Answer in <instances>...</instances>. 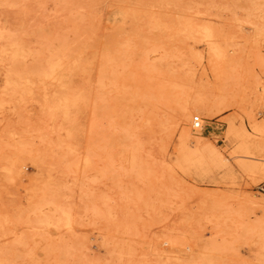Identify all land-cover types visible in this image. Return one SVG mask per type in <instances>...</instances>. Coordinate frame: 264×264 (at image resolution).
<instances>
[{"label":"rangeland","instance_id":"obj_1","mask_svg":"<svg viewBox=\"0 0 264 264\" xmlns=\"http://www.w3.org/2000/svg\"><path fill=\"white\" fill-rule=\"evenodd\" d=\"M263 127L264 0H0V264H264Z\"/></svg>","mask_w":264,"mask_h":264},{"label":"bare ground","instance_id":"obj_2","mask_svg":"<svg viewBox=\"0 0 264 264\" xmlns=\"http://www.w3.org/2000/svg\"><path fill=\"white\" fill-rule=\"evenodd\" d=\"M62 64V63H61ZM58 66V65H57ZM60 68V67H59ZM55 70V69H54ZM61 70V69H60ZM60 70H59V72H60ZM63 70H64V68H63ZM57 71V70H56ZM66 70H64V72H65ZM52 72H54V71H52ZM62 72V71H61ZM55 73V72H54ZM187 106V105H186ZM193 106V105H192ZM188 108V107H187ZM209 108V107H208ZM209 110V109H208ZM207 112V111H206ZM210 112V111H209ZM188 114V111H187V109H186V107L185 108H182V110H181V116H188L187 115ZM254 123V122H253ZM256 123V122H255ZM254 129H259V128H261V125L260 124H254V127H253ZM264 128V127H263ZM184 133L187 135V137H191V131H190V129H188V128H185L184 129ZM243 134H242V139H241V145L239 146V148L241 147L243 150H245L246 152H247V155L249 154V153H252L253 152V150H255V149H257V142L258 141H256V139L255 138H253L251 135H248L247 133H245V132H242ZM239 136H241V133L239 134ZM238 148V149H239ZM254 155V154H253ZM256 156V155H255ZM258 156V155H257ZM243 158H246V157H243ZM253 160V159H252ZM257 161V160H256ZM258 167V166H257ZM257 169V168H256ZM255 170V169H254ZM262 170L264 171V167L262 168ZM253 171V170H252ZM256 171V170H255ZM258 171H259V169H258ZM254 172V171H253Z\"/></svg>","mask_w":264,"mask_h":264},{"label":"built area","instance_id":"obj_3","mask_svg":"<svg viewBox=\"0 0 264 264\" xmlns=\"http://www.w3.org/2000/svg\"><path fill=\"white\" fill-rule=\"evenodd\" d=\"M193 126L195 129H200L202 127L201 119L199 116H195L193 118Z\"/></svg>","mask_w":264,"mask_h":264}]
</instances>
